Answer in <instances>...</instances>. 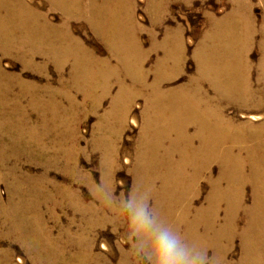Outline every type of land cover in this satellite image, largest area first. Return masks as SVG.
<instances>
[{"label":"rangeland","instance_id":"1","mask_svg":"<svg viewBox=\"0 0 264 264\" xmlns=\"http://www.w3.org/2000/svg\"><path fill=\"white\" fill-rule=\"evenodd\" d=\"M24 1L39 5V12L50 19L47 23L61 28V14L49 11L43 0ZM239 2L242 9H238ZM159 6L149 0H127L122 10L129 15L125 21L134 22L139 28L136 36L143 51L149 54L145 63L149 84L155 78L153 67L162 56L161 49L151 52L153 34L158 44L166 34H182V71L163 88L165 92H176L196 78L194 53L211 32L213 22L228 19L231 13L241 22H255L256 43L249 59L254 66L258 63L259 42L264 38V0H170ZM68 29L99 59H110L106 44L95 35L89 22L74 20ZM50 58L5 56L0 50V76L5 78L0 80V264H140L121 238L128 226L126 218L107 207L96 188L103 183L120 196L129 189L135 190L145 99L135 98L123 126L110 122L112 134L98 132L101 118L110 111L118 93L115 82L119 81L115 78L110 83L109 94L104 95L102 87L88 94L87 89L69 84L72 62L60 73ZM111 64L115 65L114 60ZM258 76L253 68L254 90L261 85ZM55 90L60 94L50 98L48 93ZM203 91L212 108L224 107V116L236 125L251 129L264 125V108L219 101L217 92L208 85ZM262 93L259 91L258 97ZM255 116L260 118L253 120ZM107 144H114L116 157L110 155ZM162 153L163 150L161 156ZM178 160L176 155L174 161ZM219 171L218 164L211 166L214 178ZM197 190L194 207L204 209L211 186L202 179ZM151 202L155 207L152 199ZM253 203L252 188L247 186L233 241L230 245L223 242L222 251L218 252L220 257L225 256L221 264H238L241 259L240 230L247 224ZM219 206L217 226L221 227L226 206ZM204 248L210 257L217 254L211 245Z\"/></svg>","mask_w":264,"mask_h":264},{"label":"bare ground","instance_id":"2","mask_svg":"<svg viewBox=\"0 0 264 264\" xmlns=\"http://www.w3.org/2000/svg\"><path fill=\"white\" fill-rule=\"evenodd\" d=\"M43 1L49 11L61 14V28L47 23L50 19L39 12V5L36 7L24 0H0L2 54L31 58L51 56L60 73L72 62L69 84L72 88L87 89L88 94L100 87L104 95L109 94L110 83L117 78L118 93L110 111L101 118L98 132L112 134L110 122L123 126L135 98L144 97L146 106L141 114L143 127L140 160L135 169L136 187L150 192L163 219L188 240L202 247H214L222 262L225 258L220 257L222 244L232 243L238 214L244 207L245 189L251 186L254 203L246 226L240 230L243 253L238 264H264V125L254 129L236 125L224 116V107L212 108L211 100L203 91L208 85L217 92L219 101L264 108V38L259 42L258 63L254 66L249 59L256 43L255 22H241L234 13L229 14L228 19L213 22L211 32L194 53L196 78L176 92H165L164 84L176 79L183 68L185 51L180 32L166 34L160 44L152 35L151 52L161 49L162 56L153 67L155 78L149 84L145 71L149 54L143 51L136 36L139 28L134 22H126L129 15L122 12L127 0ZM149 1L157 8L162 2H170ZM241 4L239 2L238 9L243 8ZM244 5L250 7L248 2ZM74 20L89 22L95 35L106 44L110 59H99L72 37L68 28ZM262 30L264 32V26ZM253 68L259 72L260 90L252 88ZM2 79L5 78L0 76ZM259 91L263 92L261 97H258ZM151 92L152 96L147 97ZM59 94L57 90L48 93L50 98ZM259 118L252 117L253 120ZM111 144H107L110 155L116 157L117 150ZM176 155L178 162L174 161ZM213 164L220 167L216 178L211 175ZM202 179L210 184L211 194L208 206L198 209L194 201ZM222 204L226 206V219L219 227V205Z\"/></svg>","mask_w":264,"mask_h":264},{"label":"clouds","instance_id":"3","mask_svg":"<svg viewBox=\"0 0 264 264\" xmlns=\"http://www.w3.org/2000/svg\"><path fill=\"white\" fill-rule=\"evenodd\" d=\"M96 191L107 207L126 218L128 226L121 238L140 264H221L215 253L210 257L208 249L162 218L147 189L137 186L120 196L102 183Z\"/></svg>","mask_w":264,"mask_h":264}]
</instances>
